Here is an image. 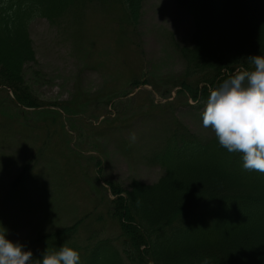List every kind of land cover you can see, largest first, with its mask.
I'll return each mask as SVG.
<instances>
[{
  "label": "trees",
  "instance_id": "1",
  "mask_svg": "<svg viewBox=\"0 0 264 264\" xmlns=\"http://www.w3.org/2000/svg\"><path fill=\"white\" fill-rule=\"evenodd\" d=\"M174 1L190 16L193 32L186 45L173 41L174 50L183 61V71L175 87L169 84L168 93L177 87L178 90L168 105L174 112L179 106L194 108L193 115L202 124L201 114L209 91L227 76L250 67L249 55L264 53V0ZM110 4L123 11L118 25H124L133 37H141L138 24L142 0H0V93L13 105L24 107L22 113L39 115V107L44 104L20 71L25 63L36 60L30 23L45 18L56 24L68 14L81 16L89 6L100 8ZM134 83L149 84L166 97L149 80L133 79ZM126 95L107 101L103 98L102 102L111 104L119 97L124 100ZM188 99L193 104H188ZM50 105L53 108L47 109L48 115L54 121H62L60 109L71 127V123H76L93 133L95 140L88 143V151L98 152L96 137L101 136L104 126L94 125L85 116L89 112L79 107L73 110L64 103ZM163 124L166 121L161 123L156 143L151 144L144 157L147 165L161 170L155 182L132 177L124 187L104 179L115 196L108 213L116 219L119 233L110 238L93 230L82 243L77 220L39 240L42 248L36 243L31 249L34 264H38L44 250L54 251L61 244L78 248L80 264H204L205 260L207 264H264V173L245 170L240 154L221 147L210 127L211 132L204 131L203 135L181 124L165 130ZM50 128L51 122L46 140L31 154L28 136L12 133L0 123V187H7L0 192L1 204H20L23 191L34 190L42 183L37 174L45 172L54 161H49L46 150L47 141L56 136ZM80 133L84 131L81 129ZM81 141L79 137L69 151L80 154ZM17 151L22 152L23 162L11 164L8 158L1 159V152ZM35 160L44 164L38 167ZM92 163L101 167L98 157ZM9 167H16L17 174L2 183ZM57 179L59 186L68 181L60 167ZM94 238L97 241L93 243Z\"/></svg>",
  "mask_w": 264,
  "mask_h": 264
},
{
  "label": "rangeland",
  "instance_id": "2",
  "mask_svg": "<svg viewBox=\"0 0 264 264\" xmlns=\"http://www.w3.org/2000/svg\"><path fill=\"white\" fill-rule=\"evenodd\" d=\"M123 16L121 7L110 4L100 8L89 6L81 16L68 14L56 24H50L45 18L33 20L29 35L36 60L25 63L20 71L44 105L39 107V115L22 113L23 107L13 105L0 93V103H3L0 123L12 133L36 136L37 142L32 138L29 149L37 150L43 144L50 122V131L56 134L46 149L49 161H54L45 172L37 174L42 183L34 190L23 191L20 204L0 202V228H6L9 238L18 240L26 248L28 243L38 244L55 229L61 230L78 218H81L77 230L82 243L94 229L114 238L119 233V225L108 213L113 203L109 189L103 185L104 179L124 187L132 177L146 183L155 182L161 170L144 163V156L151 144L156 143L162 122L166 121L162 127L165 130L181 124L196 133L202 131L193 115L194 108L179 106L174 112L168 105L178 90L177 87L168 93L169 84L175 87L183 71V61L175 52L173 41L182 45L189 43L193 32L190 16L174 0H142L138 24L141 37L138 38L124 25H118ZM133 79L149 80L166 97L149 84H132ZM126 93L124 100L119 97L111 104L105 102ZM54 102L68 104L73 110L79 107L89 112L86 117L98 118V122L109 117L100 124L104 127L101 136L96 137L99 139L96 147L103 160L100 168L89 163L95 158L90 157L99 153L88 151V143L95 136L82 125L79 128L71 123L80 132L84 131V134L79 132L82 153L69 151V146L74 140L78 143V139L75 132L71 136L60 122L48 115L47 109L53 108L50 104ZM188 104L193 101L188 100ZM64 127L68 130L65 122ZM21 156V151L1 152V159L8 158L11 164L23 162ZM41 164L44 162H39L38 167ZM58 167L68 179L62 186L57 183ZM16 174L17 168L9 167L1 182L6 183ZM5 188L0 187V192ZM70 240L68 237L67 241ZM95 241L96 238L92 242Z\"/></svg>",
  "mask_w": 264,
  "mask_h": 264
},
{
  "label": "clouds",
  "instance_id": "3",
  "mask_svg": "<svg viewBox=\"0 0 264 264\" xmlns=\"http://www.w3.org/2000/svg\"><path fill=\"white\" fill-rule=\"evenodd\" d=\"M250 67L238 70L213 87L201 114L219 145L239 153L242 167L264 173V53L249 55ZM78 248L68 244L44 250L38 264H80ZM0 264H34L32 250L0 228ZM204 264H207L205 260Z\"/></svg>",
  "mask_w": 264,
  "mask_h": 264
}]
</instances>
